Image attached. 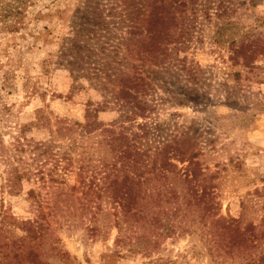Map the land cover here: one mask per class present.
Listing matches in <instances>:
<instances>
[{"label":"rangeland","instance_id":"obj_1","mask_svg":"<svg viewBox=\"0 0 264 264\" xmlns=\"http://www.w3.org/2000/svg\"><path fill=\"white\" fill-rule=\"evenodd\" d=\"M88 108L150 152L174 142L197 153L221 213L264 223V0H0V264H245L201 229L149 255L117 246L110 221L90 230L71 189L77 162L62 184L12 182L15 167L54 168L18 139L72 153ZM97 140L77 153L92 156Z\"/></svg>","mask_w":264,"mask_h":264},{"label":"trees","instance_id":"obj_2","mask_svg":"<svg viewBox=\"0 0 264 264\" xmlns=\"http://www.w3.org/2000/svg\"><path fill=\"white\" fill-rule=\"evenodd\" d=\"M243 49L245 47L232 48V58L243 57L248 64ZM75 125L80 133L77 140L73 134L68 137L72 151L69 154L53 152L54 138L48 142L27 143L18 139L17 150L29 151L34 162L39 158L51 161L54 168L46 172L42 163L35 174L30 167H23V172L15 167L10 171L12 182L30 173L38 175L44 186L62 184L64 173L77 162L80 181L71 189L82 193L81 215L88 218L90 230L98 232L101 230L98 218L110 221L103 224L117 230V246L127 247L131 253L149 255L160 248L162 239L197 233L201 229L200 233L218 246L219 254L224 251L228 257H234L245 253L249 255L245 264H264V251L257 255L251 253L264 244V223L255 224L221 213L213 177L206 173L197 153H187L174 142L150 152L143 149L137 135L132 137L127 132L125 124L121 127L102 124L98 111L90 108L85 122ZM73 128L67 125L69 131ZM90 137H98L92 143L96 150L85 158L90 152L88 146L82 144L78 153L76 146ZM26 145L27 148L23 147ZM176 161L187 164L180 168ZM41 218H46L45 214H41ZM35 222L40 229L44 226L42 221Z\"/></svg>","mask_w":264,"mask_h":264}]
</instances>
